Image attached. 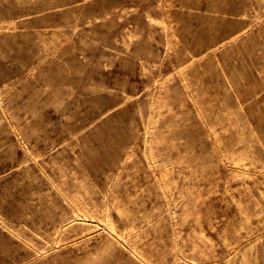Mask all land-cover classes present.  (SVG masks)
I'll list each match as a JSON object with an SVG mask.
<instances>
[{
	"label": "rangeland",
	"instance_id": "374dc122",
	"mask_svg": "<svg viewBox=\"0 0 264 264\" xmlns=\"http://www.w3.org/2000/svg\"><path fill=\"white\" fill-rule=\"evenodd\" d=\"M0 264H264V0H0Z\"/></svg>",
	"mask_w": 264,
	"mask_h": 264
}]
</instances>
